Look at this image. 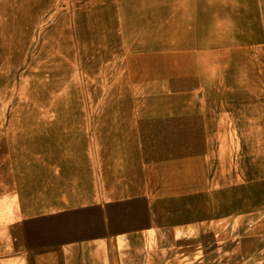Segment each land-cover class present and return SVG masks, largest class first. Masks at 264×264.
I'll return each instance as SVG.
<instances>
[{"label": "crops", "instance_id": "1", "mask_svg": "<svg viewBox=\"0 0 264 264\" xmlns=\"http://www.w3.org/2000/svg\"><path fill=\"white\" fill-rule=\"evenodd\" d=\"M255 2L264 9L262 0H147L144 5L192 12L184 20L196 28L195 38L178 43L201 42L204 20L211 27L227 26L225 42L234 47L250 41L235 37L240 24L234 13L250 11ZM217 11H231L225 24ZM152 57L154 64L140 70L115 69L113 97L91 98L89 77L82 74L37 98L33 115H5L0 264L46 258L50 264L235 263L232 198L222 194L234 182L230 113L219 109V100H209L210 110L203 113L200 89L186 83L192 72L172 67L181 65L180 56L176 61L169 52ZM139 74L154 77L139 86ZM161 75H176L174 85ZM187 128L193 140H205L204 149L186 150ZM27 234L40 238L27 244L22 237Z\"/></svg>", "mask_w": 264, "mask_h": 264}, {"label": "rangeland", "instance_id": "2", "mask_svg": "<svg viewBox=\"0 0 264 264\" xmlns=\"http://www.w3.org/2000/svg\"><path fill=\"white\" fill-rule=\"evenodd\" d=\"M146 1L0 0V164L5 162V115H33L37 98L48 97L66 87L67 78L79 80L82 74L89 77L91 98L113 97L115 69L151 66L157 52L173 54L174 61L180 56L181 65L171 66L192 72L185 76L186 83L200 89L203 113L210 110L209 100H219V109L230 113L229 129L236 136L233 187L222 193L232 198L235 214L234 264H264V9L255 2L250 11L234 13L240 24L234 27L235 37L250 41L232 47L225 42L227 26L218 25L225 24L231 11L216 12L223 19L216 27L203 20L201 42L178 43L195 38L196 28L184 20L192 12L147 9ZM221 39L225 43L215 42ZM196 49L201 61L194 57ZM151 77L139 74V86ZM160 77H170L173 86L177 76ZM189 136L187 128V151L205 148L204 139L200 144ZM22 237L30 244L40 235ZM2 241L5 244V235L0 234V247ZM0 250L1 262L5 250ZM33 262L50 264V259Z\"/></svg>", "mask_w": 264, "mask_h": 264}, {"label": "bare ground", "instance_id": "3", "mask_svg": "<svg viewBox=\"0 0 264 264\" xmlns=\"http://www.w3.org/2000/svg\"><path fill=\"white\" fill-rule=\"evenodd\" d=\"M192 32H193V30H192ZM196 58V57H195ZM234 63V62H233ZM219 64V63H218ZM197 69V68H196ZM229 70V69H228ZM230 71V70H229ZM246 77V76H245ZM163 79V78H162ZM166 79V78H165ZM245 79V78H244ZM154 80V79H153ZM142 83V82H141ZM215 83V82H214ZM202 86V85H201ZM203 86H204V84H203ZM235 93H236V91H235ZM147 94H148V92H147ZM146 94V95H147ZM251 98V97H250ZM252 99V98H251ZM257 99V98H256ZM258 100V99H257ZM251 101V100H250ZM215 104V103H214ZM255 109V108H254ZM251 115V114H250ZM202 126H203V124H202Z\"/></svg>", "mask_w": 264, "mask_h": 264}]
</instances>
